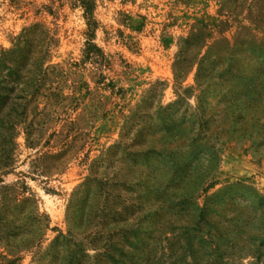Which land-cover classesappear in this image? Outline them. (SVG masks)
Segmentation results:
<instances>
[{"label":"rangeland","instance_id":"1","mask_svg":"<svg viewBox=\"0 0 264 264\" xmlns=\"http://www.w3.org/2000/svg\"><path fill=\"white\" fill-rule=\"evenodd\" d=\"M90 1L0 0V51L49 42L0 264H264V0Z\"/></svg>","mask_w":264,"mask_h":264},{"label":"trees","instance_id":"2","mask_svg":"<svg viewBox=\"0 0 264 264\" xmlns=\"http://www.w3.org/2000/svg\"><path fill=\"white\" fill-rule=\"evenodd\" d=\"M85 15L92 14L94 4L82 0ZM47 35L35 26L24 30L10 50L0 51V134L16 136L21 124L14 115L22 102H35L41 74L46 72ZM22 117V116H21ZM11 158L0 156V168H8ZM30 201L26 199V202Z\"/></svg>","mask_w":264,"mask_h":264}]
</instances>
